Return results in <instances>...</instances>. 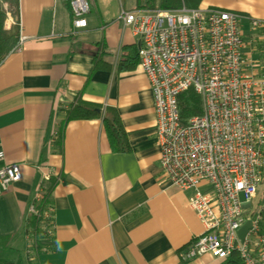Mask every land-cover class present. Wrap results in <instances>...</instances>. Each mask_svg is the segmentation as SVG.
Segmentation results:
<instances>
[{
	"label": "crops",
	"instance_id": "0c3cea01",
	"mask_svg": "<svg viewBox=\"0 0 264 264\" xmlns=\"http://www.w3.org/2000/svg\"><path fill=\"white\" fill-rule=\"evenodd\" d=\"M137 1L88 0L86 26L74 28L67 0H17L23 40L0 62V165L17 164L21 178L0 192V237L11 236V249L16 237L27 241L20 229L48 175L55 183L41 264L220 262L209 255L180 258L203 226L180 189L160 176L139 41L121 19ZM197 6L264 21V0ZM13 23L7 15L4 27ZM241 38L251 60L247 74L264 80V25L244 23ZM75 101L114 107L129 150L111 151L98 116L66 119Z\"/></svg>",
	"mask_w": 264,
	"mask_h": 264
},
{
	"label": "built area",
	"instance_id": "2783aa9c",
	"mask_svg": "<svg viewBox=\"0 0 264 264\" xmlns=\"http://www.w3.org/2000/svg\"><path fill=\"white\" fill-rule=\"evenodd\" d=\"M67 1L72 26L85 27L88 0ZM121 19L139 41L136 59L152 95L160 176L180 189L203 226L180 258L221 261L235 251L242 264H264V202L255 198L264 167V80L247 74L251 60L241 50L243 24L256 29L264 21L183 5L129 9ZM189 88L200 95L202 113L181 123L177 97ZM3 156L0 149V161ZM20 178L17 164L0 165V192Z\"/></svg>",
	"mask_w": 264,
	"mask_h": 264
},
{
	"label": "trees",
	"instance_id": "16d2710c",
	"mask_svg": "<svg viewBox=\"0 0 264 264\" xmlns=\"http://www.w3.org/2000/svg\"><path fill=\"white\" fill-rule=\"evenodd\" d=\"M200 0H138V8H166L175 9L178 7H196ZM7 15L14 18V23L10 27H4V21ZM17 0H0V62L10 52L18 39L17 25ZM96 58V57H95ZM96 62V60H95ZM94 62V63H95ZM96 63L94 64V68ZM179 119L181 123H185L188 118L193 115L202 113V100L192 88L183 91L178 95ZM98 116L101 119L103 128L106 132L111 151L127 152L129 146L126 141V135L123 130L119 115L114 107L105 106L101 110H97L94 104L75 101L73 106L67 110L66 119L72 117L89 118ZM54 180L47 177L40 186L38 200H32L31 207L33 211L29 212L25 217L20 229V233L30 237L31 252H26L25 262L22 258L17 257L11 261H0V264H41L39 254L47 246L45 241L48 238L50 215L48 210L51 207V191ZM46 225L48 228L46 229ZM11 236L0 237V244L7 246ZM219 264H242L240 258L235 251H232L226 258L221 260Z\"/></svg>",
	"mask_w": 264,
	"mask_h": 264
},
{
	"label": "rangeland",
	"instance_id": "374dc122",
	"mask_svg": "<svg viewBox=\"0 0 264 264\" xmlns=\"http://www.w3.org/2000/svg\"><path fill=\"white\" fill-rule=\"evenodd\" d=\"M239 197L240 199H243L242 193H240ZM255 198L257 202H264V167L262 169L261 181L256 188ZM47 228L48 225H46V229ZM19 237H16V239L13 241L12 244L14 247L11 246L12 249L0 244V261H11L16 259L17 257L25 258L27 250L29 249V253L31 252V246H29V244L31 243L30 237H27V241L25 240V242Z\"/></svg>",
	"mask_w": 264,
	"mask_h": 264
},
{
	"label": "water",
	"instance_id": "95a60500",
	"mask_svg": "<svg viewBox=\"0 0 264 264\" xmlns=\"http://www.w3.org/2000/svg\"><path fill=\"white\" fill-rule=\"evenodd\" d=\"M250 221L246 220L238 229L237 234L240 240L243 239L245 232L247 231L249 227Z\"/></svg>",
	"mask_w": 264,
	"mask_h": 264
}]
</instances>
